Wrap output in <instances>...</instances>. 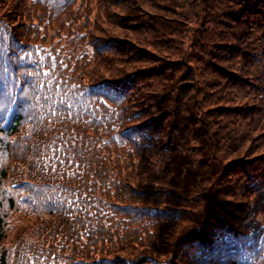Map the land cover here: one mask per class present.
<instances>
[{"label":"trees","instance_id":"16d2710c","mask_svg":"<svg viewBox=\"0 0 264 264\" xmlns=\"http://www.w3.org/2000/svg\"><path fill=\"white\" fill-rule=\"evenodd\" d=\"M0 264H264V0H0Z\"/></svg>","mask_w":264,"mask_h":264},{"label":"rangeland","instance_id":"374dc122","mask_svg":"<svg viewBox=\"0 0 264 264\" xmlns=\"http://www.w3.org/2000/svg\"><path fill=\"white\" fill-rule=\"evenodd\" d=\"M179 21H180V20H178V19H176V18L170 20V22H172V23H178V24H179ZM146 22H147V21H146ZM177 69H178L179 71L183 70V68H181V67H179V68H177Z\"/></svg>","mask_w":264,"mask_h":264},{"label":"snow or ice","instance_id":"6c2138e0","mask_svg":"<svg viewBox=\"0 0 264 264\" xmlns=\"http://www.w3.org/2000/svg\"><path fill=\"white\" fill-rule=\"evenodd\" d=\"M111 87L115 88V86H111Z\"/></svg>","mask_w":264,"mask_h":264}]
</instances>
